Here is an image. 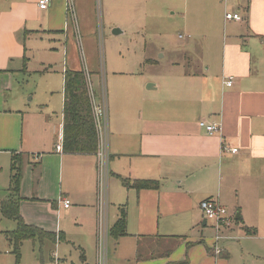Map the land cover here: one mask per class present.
Returning a JSON list of instances; mask_svg holds the SVG:
<instances>
[{
    "label": "crops",
    "instance_id": "0c3cea01",
    "mask_svg": "<svg viewBox=\"0 0 264 264\" xmlns=\"http://www.w3.org/2000/svg\"><path fill=\"white\" fill-rule=\"evenodd\" d=\"M189 1L203 22L197 29L205 44L215 38L214 9L227 5L221 17L234 28L221 36L219 71L213 73L216 67L211 70L210 60L203 59L205 69L199 64L184 70L176 64L158 81L144 72L159 66L148 59L135 73L111 69L106 74L109 179L103 195L95 155L56 150L62 139V112L55 121L47 106L22 112L5 99L14 79L29 72L31 60L44 73L54 72L49 70L53 65L35 55L63 38L77 42L66 0H50L43 11L38 0H0V156L9 165L12 153L26 158L20 215L25 224L60 236L57 242L44 241L68 243L56 218L87 209L92 219L83 233L93 243L95 237L96 264L100 212L109 233L123 210L126 234L116 240L109 236V264H264V0ZM226 14L242 20H226ZM113 31V36L122 34ZM201 51L206 55L202 47ZM87 68L81 62L63 63L56 71L62 87L65 70L84 69L92 82L98 81L99 73ZM200 121L219 125L220 132L208 136ZM140 181L153 187L135 189L133 184ZM204 200L223 206L232 220L229 228L221 229L228 239L218 243V252L214 229L199 209ZM208 230L210 239L205 237ZM234 241L240 253L232 256L235 251L228 243ZM77 250L80 264H88L85 250ZM57 260L68 264L66 257Z\"/></svg>",
    "mask_w": 264,
    "mask_h": 264
},
{
    "label": "rangeland",
    "instance_id": "374dc122",
    "mask_svg": "<svg viewBox=\"0 0 264 264\" xmlns=\"http://www.w3.org/2000/svg\"><path fill=\"white\" fill-rule=\"evenodd\" d=\"M226 6L217 5L214 9L215 38L212 42L207 41L212 44H205L202 43L206 41V38L202 37L204 34L197 29L201 28L203 22L197 17L196 8L194 9L189 0H78L77 3L74 0L77 42L73 44L71 37L69 42H65L63 38L61 42H54L52 46L47 47L42 55H35L36 60H41L42 57L53 65L49 70L53 68L54 72L44 73V69L31 60L29 72L22 73L14 79L11 90L5 93V99L12 104L10 107L22 112H30L37 105L47 106L53 120H59L62 112V79L57 72L61 71L65 62L68 65L75 62L77 65L81 62L86 69L89 67L98 72L100 79L91 83L93 90L100 93L103 85L106 88V74H109L111 69L124 74L135 73L139 67L145 68L144 62L148 59L158 62L159 66L150 71L146 68L144 72L148 77L155 76L158 81L166 79L176 64L184 70L199 64L201 69H205L206 65H201L203 59L210 60L211 70L216 67L212 71L216 73L220 68L217 65L222 61L221 36L224 31L225 36L229 35L234 28L233 23L227 22L226 26L227 23L224 22ZM114 29H119L122 34L113 36ZM193 35H197L198 38ZM211 35L212 33L207 40ZM201 47L205 49L206 55H202ZM214 51L215 55L208 57V53ZM96 99L100 102L101 95L97 94ZM2 167L0 201L6 198L7 175L8 173L10 175V165L4 156H0V169ZM91 219L87 209L80 211L75 209L71 214L59 213L56 218L57 226L59 229L61 227L68 243L58 242L54 245L44 241L41 245L37 239L26 241L20 248L18 262L12 254V246L5 240L4 234H0V264H59L57 258L64 257L68 259V264H80V254L77 250L79 246L85 250L87 263L94 264L95 237L93 243V239L91 241L83 233L84 227H88ZM214 226V223L209 221V227ZM15 227L13 221L0 218L2 232L11 231ZM212 235L210 230L205 233V237L209 239ZM110 244L108 237V264L111 256ZM228 244L229 250L235 251L232 252V256L240 253L236 248L237 241ZM234 263L236 261H233Z\"/></svg>",
    "mask_w": 264,
    "mask_h": 264
},
{
    "label": "trees",
    "instance_id": "16d2710c",
    "mask_svg": "<svg viewBox=\"0 0 264 264\" xmlns=\"http://www.w3.org/2000/svg\"><path fill=\"white\" fill-rule=\"evenodd\" d=\"M90 75L86 70L70 71L63 73V127L62 151L70 154H95L98 147L97 133L94 127L92 104L87 86ZM20 153H12L10 157L9 185L5 190L6 198L0 201V216L13 221L16 227L11 231L3 232L6 241L12 246V254L16 261L20 258V248L26 241L35 239L39 242L45 239L57 242L60 236L44 232L43 230L25 224L20 215L19 195L22 178L23 158ZM124 186H128L123 181ZM137 190L149 189L153 184L149 181H140L133 184ZM126 215L122 210L119 218L109 229V236L119 239L126 234Z\"/></svg>",
    "mask_w": 264,
    "mask_h": 264
},
{
    "label": "built area",
    "instance_id": "2783aa9c",
    "mask_svg": "<svg viewBox=\"0 0 264 264\" xmlns=\"http://www.w3.org/2000/svg\"><path fill=\"white\" fill-rule=\"evenodd\" d=\"M225 1V0H223ZM50 4V0H38V8L43 11L48 9ZM67 12L70 20L76 26V16L74 9V0H66ZM226 20H236L241 21L242 19L238 15L226 14ZM77 33V30H76ZM182 39L181 36H179ZM230 79V78H229ZM87 86L90 95V100L92 104V115L94 121V127L97 133L98 138V147L95 152V157L97 161V169H98V186L100 188L101 193L106 194L108 179H109V170H108V161L109 156L107 152V136H108V115L106 110V102H105V90L102 86L101 90V101L97 102V95L92 88L91 78L87 79ZM228 86L231 85L229 81L227 83ZM199 127L204 129L208 136H213L214 134L220 132V126L214 123H208L206 121H200ZM62 139L59 144L56 146L57 151L62 150ZM231 153H236V149L229 150ZM64 207L68 208L69 203L67 201L63 202ZM199 209L205 220L211 221L214 223V232H215V246L214 249L216 252L219 250L218 243L223 239H228L227 237L221 236V229L229 228L231 226L232 220L228 217L227 210L219 205L217 202L212 200H204L200 202ZM108 228L106 223L102 224V213L100 212V224L98 231V242H97V263L96 264H108L107 263V255H108ZM232 239V238H229Z\"/></svg>",
    "mask_w": 264,
    "mask_h": 264
},
{
    "label": "water",
    "instance_id": "95a60500",
    "mask_svg": "<svg viewBox=\"0 0 264 264\" xmlns=\"http://www.w3.org/2000/svg\"><path fill=\"white\" fill-rule=\"evenodd\" d=\"M118 31H119V30H114V31H113V34H114V35H117ZM203 223L205 224V221H203Z\"/></svg>",
    "mask_w": 264,
    "mask_h": 264
}]
</instances>
